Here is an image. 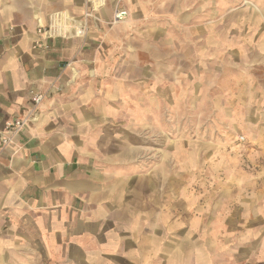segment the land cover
Instances as JSON below:
<instances>
[{
	"label": "crops",
	"instance_id": "obj_1",
	"mask_svg": "<svg viewBox=\"0 0 264 264\" xmlns=\"http://www.w3.org/2000/svg\"><path fill=\"white\" fill-rule=\"evenodd\" d=\"M131 1L125 8L134 15ZM119 3L0 0V131L28 114L33 94L45 95L15 142L1 148L0 140V264H264V101L257 90L236 107L210 106L207 143L193 139L191 167L176 160L175 179L165 163L137 179L118 147L104 145L118 136L123 82L107 63L129 26H109ZM183 141L176 136L177 156ZM205 157L208 171L223 167L227 176L208 180L224 190L203 196ZM185 171L197 173L191 186Z\"/></svg>",
	"mask_w": 264,
	"mask_h": 264
},
{
	"label": "rangeland",
	"instance_id": "obj_2",
	"mask_svg": "<svg viewBox=\"0 0 264 264\" xmlns=\"http://www.w3.org/2000/svg\"><path fill=\"white\" fill-rule=\"evenodd\" d=\"M125 3L133 2L120 0L116 10L127 11ZM136 4L134 15L128 11L125 21L113 19L109 24L129 26L109 48L114 55L107 65L120 71L123 85L119 125L113 129L118 136L103 143L118 147L121 162L135 165L137 179L149 165L154 169L159 163L167 165L168 179H175L176 160L191 167L193 139L206 145L214 102L236 107L256 90L264 101V0H137ZM161 72L164 84L157 87L155 79ZM193 115L199 121H193ZM197 126L199 133L193 134ZM176 136L184 140L183 155H176ZM200 167L201 195L223 191L205 183L222 181L227 169L208 171L207 157L200 160ZM196 176L184 172L189 186Z\"/></svg>",
	"mask_w": 264,
	"mask_h": 264
},
{
	"label": "built area",
	"instance_id": "obj_3",
	"mask_svg": "<svg viewBox=\"0 0 264 264\" xmlns=\"http://www.w3.org/2000/svg\"><path fill=\"white\" fill-rule=\"evenodd\" d=\"M86 17H92L91 12L86 13ZM128 18V11L116 10L114 14V22H122ZM40 33H43V30H39ZM81 34L83 37H87L88 35V27H85ZM45 99L44 94H33L31 98V109L25 117L17 118L12 121L5 123L4 128L0 131V140H1V148L8 147L15 142V137L22 130H24L28 123L34 121L37 118L38 110L37 108L43 103ZM241 142L245 141L244 137L240 138Z\"/></svg>",
	"mask_w": 264,
	"mask_h": 264
},
{
	"label": "bare ground",
	"instance_id": "obj_4",
	"mask_svg": "<svg viewBox=\"0 0 264 264\" xmlns=\"http://www.w3.org/2000/svg\"><path fill=\"white\" fill-rule=\"evenodd\" d=\"M116 23H120V22H116Z\"/></svg>",
	"mask_w": 264,
	"mask_h": 264
}]
</instances>
